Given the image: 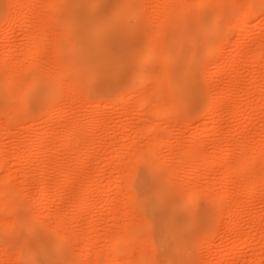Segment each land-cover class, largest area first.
Here are the masks:
<instances>
[{"label":"rangeland","instance_id":"rangeland-1","mask_svg":"<svg viewBox=\"0 0 264 264\" xmlns=\"http://www.w3.org/2000/svg\"><path fill=\"white\" fill-rule=\"evenodd\" d=\"M23 1L19 3L22 5L24 3L21 9L17 6L22 10L18 11L22 15L19 13L20 16L17 17L19 14L15 12L18 14H16V23L17 19L21 20L11 28L6 18L8 12L15 9L13 4L17 2L0 0V61L6 59L7 70L11 67L10 63H13V68L20 62L21 67L16 66L18 70L24 68L26 63L37 61L36 65L34 64L38 65L36 70L31 63L30 66L40 75L42 85L44 82H47V85L55 83L52 80L58 79L61 73L65 76V80L59 88L51 84L50 87H54L50 89L54 95L51 100L44 99L43 87L40 86L31 92L29 99H23L22 96L19 101L21 106L19 121L14 116V113L18 114V109L11 110L14 112L12 114L8 110L13 100H10L7 93L0 95V150L4 154L1 156L2 163L6 164L5 167L2 165V168L0 167V183L4 181L2 179H5L6 175L10 176L6 179H10L9 183L12 184L15 193L13 195L5 192L11 195L8 197L0 194L3 196L2 199L7 197L11 204H8L10 208L7 206L6 210L0 208V225L4 220L10 221L12 225L9 227L10 231H0V264H27L28 256L17 257L21 255L24 246L29 248L27 252L29 256H36V264H71L72 258L76 262L73 261L72 264H99V261L103 260L101 257L107 255L109 257L104 261L110 258L113 260L111 264H137V259L142 257L144 258L141 260L144 259L145 264H264L263 181L259 183L257 193L251 194L247 186L249 182L255 180L253 174H243L233 178L235 183L242 181L248 190L243 187L245 190L239 194L235 185L232 186L234 182L232 180V184L228 185L229 193L240 202L238 207L243 206V208L239 209L236 205L237 208L234 207L235 211L231 212L232 215L224 216L220 212L225 205L215 197L223 190L224 171L220 167L218 170L213 169L205 162L195 165L198 161L194 160L196 158L194 156L198 157L199 153L200 156L202 154L209 156L217 152L219 162L229 163L227 160L229 158L226 156L233 148L235 156L230 157L232 164L240 166L243 155L249 153L259 160L260 168L264 170V53L258 54L262 49L264 50V12L258 13L256 9L264 0H237V2L224 0L225 13L220 19L221 30L224 28L222 31L216 29L218 16L215 2H212V5H199L201 0H192L191 6L194 4L192 12L189 10V13L185 14L177 10L186 17L180 20L178 18L181 15L174 11L176 8L171 10L172 4L173 7L174 5L178 7L182 3L180 0H63L59 8L54 6L58 10L48 8L46 4L49 2L46 3L45 0L44 2L43 0ZM165 3L171 4L169 11H174L173 15L168 12L171 18H175L176 14L178 20L174 19L175 23L173 21L171 25L165 24L167 26L160 27L163 23L157 20L158 14L155 12L159 13V10L164 9L165 14L164 12L160 14L163 13L168 17L165 8L170 5ZM250 5L256 6L257 14L248 19L241 29L229 35V28L233 27ZM164 6L166 7L163 8ZM27 8L31 10L29 14H26ZM23 9L27 11L24 12ZM35 9L41 12L40 18L52 14L57 18V20L53 18L56 22L52 23L53 27L56 26L54 31L48 25V29L42 25L46 29L44 33V30L41 31L43 27L42 29L37 27L40 24H38V14L35 15V12L33 14ZM23 13L30 15V20L27 16L24 18L29 22L22 23ZM161 16L159 15L161 20L167 18ZM201 20L204 21L200 22ZM48 23L51 22L45 24ZM202 23H206L209 28L211 26L210 30L214 29L215 41L218 43L222 41L224 49L221 53L208 56L207 52L211 45L207 34L204 33L207 28L204 32L199 28ZM70 26L74 29L68 41L71 45L63 41L65 38L61 41L57 39L60 35L59 37L55 35L56 29L64 35ZM155 26L160 27V32L162 29L161 33H156L162 39L158 38L161 42L159 49L161 52L167 51L169 55L171 54L169 62H163L161 58L147 57L146 48L150 44ZM95 32H99L96 38L91 36ZM31 33L34 36L38 35V38ZM53 35L56 36V40H53L55 38ZM32 36L33 39L36 38L33 46H39L37 45L39 42L46 45V47L43 45L42 48H45L43 51L39 49L43 55L39 50L36 51L40 53L38 54L40 57L43 56L41 58L37 53L34 54L33 40L29 41ZM39 36L43 37L39 38ZM226 38L230 39L225 42ZM36 40L40 41L36 42ZM171 40L174 42L173 47H170ZM28 46L33 48L35 60L33 55L25 57L31 49L26 55L23 54L25 53L23 50L26 51ZM14 48L18 53L15 54L14 50V55L10 56V50ZM46 48L50 54L44 52L47 51ZM60 48L62 55L58 56L60 52L57 51H60ZM99 55L101 56L98 58ZM24 57L28 62L25 63ZM186 59L189 60L188 76L182 80L181 65ZM11 60L13 62H10ZM139 63L145 64L149 70L158 68L162 75L168 74L169 83L165 85L153 83L152 86L151 76L133 90L139 79L135 76ZM50 66L52 69L48 68ZM217 66L219 68H216ZM44 71L50 73L46 81ZM209 77L213 79L210 83L207 81ZM24 84L26 85L21 89L23 95L28 87L27 82ZM131 89L133 94L128 95L132 96L125 97V99L129 97L127 99L130 100L129 104L126 105L127 101H124L125 104L119 102L117 105V96ZM144 92L146 95L147 92H151L147 96H150L152 103L158 102L159 105L166 103L169 106L170 101H174L175 104L177 103L175 107L178 106V112L173 115L166 111L163 113L160 111L159 115L156 112L157 115L151 114L153 112L151 109L148 112L149 108L146 106L142 108L138 104L140 101H137L140 100L141 93H143L142 97L145 95ZM222 92L225 96L216 101ZM231 92L233 93L230 94ZM214 100L217 102V117L211 115L209 106ZM24 103L27 105L26 109ZM13 104L15 105V101ZM166 104L163 105V110H166ZM239 104L245 107V111L238 115L235 112ZM163 106H160V110ZM6 111L10 112L14 119H11ZM6 115L11 121L15 120V124L10 121L12 125L7 126L9 122L5 121ZM78 123L80 128L77 126ZM153 124L158 126L157 130L162 134V140L158 139L159 137L157 138L159 141L155 140ZM73 125L79 128V131L75 129L74 135L70 133V138L75 139L73 136L80 132L85 138L81 139L85 142L81 144L82 141L79 140L80 144H76V140L72 141L73 147L69 150L66 143H70L72 139L68 142L66 139L69 130L74 129ZM139 129L143 130L140 134ZM207 129H209L208 133L205 132ZM43 133L48 136L43 142H39L42 148H38L35 144H39L38 141L41 140L39 136H43ZM57 133L61 136L59 139L54 136ZM33 139L35 141H32ZM160 141L162 142L156 145V142ZM154 143L157 146H155L157 149H154L156 150L154 158L151 159L149 154L150 159H148L146 156L148 153L145 156L140 154L141 152L144 154L143 152ZM245 144L249 148L245 146L247 148L245 149L243 146ZM135 146L138 150L134 149ZM75 148L77 156H80L78 158L75 156ZM244 149L248 151L244 152ZM78 150H84L83 154L79 155ZM188 153L194 154L191 155L193 157H188ZM138 156L140 160L137 159ZM142 158L144 160H141ZM134 159L141 165L138 163L137 166H132L135 165L133 162L131 165ZM128 161L131 168L137 167L135 178L130 183L128 177L126 180L118 177L121 171L119 169H125L123 165L125 167ZM159 163L162 166L157 169ZM155 166L157 168L154 169L157 170L153 169ZM68 168H73V171H68L74 181L71 179L69 182L64 176ZM173 172L175 173L172 174ZM168 173L172 174L170 177L172 185L169 184ZM119 175L122 178L126 176ZM126 183L132 184L131 189L133 188L136 195L130 194L133 190H128ZM46 185L49 187V192L43 197L41 193ZM59 185H64L61 191H57ZM7 186L4 184L9 191L10 186ZM207 186H211L209 188L213 191L211 192ZM194 187L201 191L197 200L190 199L187 209H178L182 195L186 194L185 192L189 194ZM131 195L136 197L135 201ZM82 198L89 203L85 215L78 218V205ZM216 200L221 203L216 205ZM211 201L214 210L210 207ZM135 212L139 215L136 216ZM137 217L138 219L140 217L141 222L144 220L149 231L142 232L140 227H133L135 219L136 226L140 222ZM33 222L36 224L33 225ZM13 225H17L18 229L13 230ZM31 229L33 235L28 240L27 235ZM69 232L71 236L74 235L72 238L75 241L69 240L71 236H68L70 238L65 243V250L59 255L58 249L53 247L54 237L56 233L70 235ZM87 236H91L94 241L93 253L88 258L84 256L85 248L84 245L82 246L84 242L80 241L89 238ZM121 239L125 242H122L123 246L119 244ZM127 258L129 259L126 260ZM109 261L107 260V263Z\"/></svg>","mask_w":264,"mask_h":264},{"label":"bare ground","instance_id":"bare-ground-1","mask_svg":"<svg viewBox=\"0 0 264 264\" xmlns=\"http://www.w3.org/2000/svg\"><path fill=\"white\" fill-rule=\"evenodd\" d=\"M21 0H16V1H14L13 0V3L14 2H17L18 4L19 3H21V2H24L23 0L20 2ZM41 1V0H40ZM49 2V3H47V2ZM182 3H180V5H178V7H179V9H177L178 7H176V5H174L175 7H173V4H172V8H171V4H168V3H165L166 5L168 4V5H170V6H168V7H166V6H164L163 8H165V10H166V12H167V14L169 15L170 13H172V15L174 14V11H175V13H177L178 11L177 10H180L179 12H181V13H189L188 11L189 10H191V12H192V7L194 8V4L191 6V4L193 3L192 2V0L190 1V0H185V2L183 3V1L182 0H180ZM195 1V0H194ZM43 2H44V0H43ZM45 2L48 4H46V6L48 7V8H54L55 9V7L54 6H56V7H58L59 8V5L63 2V0H45ZM201 2V3H200ZM198 4L199 5H206V4H209V5H212V2L215 4V8H216V10H217V16H218V19H217V23H215V24H217V27H216V29H217V31H220L221 30V20L220 19H222L221 18V16L225 13V8H224V0H201ZM233 2H237V0H233ZM17 3H15V5L13 4V7L15 8V9H13V10H11L10 12H8V15H7V24L12 28V27H14L17 23H18V21L19 20H21V19H17V23H16V18L17 17H19L20 16V12L22 11V10H20L21 9V7L22 6H24V3H23V5L22 4H19V5H16ZM179 3V2H178ZM11 5H12V3H11ZM22 5V6H21ZM26 5V4H25ZM51 5V6H50ZM260 5V6H259ZM259 5H257V8H256V6H248L247 8H246V11L244 12V14L239 18V20L233 25V27L230 29L229 28V35L230 34H232L234 31H236V30H238V29H241V27H242V25L243 24H245V22L248 20V19H250L251 17L253 18V16H255L256 14H257V12L258 13H260V12H264V1H263V3H260ZM10 6V5H9ZM17 6L20 8H17ZM27 6V5H26ZM203 7V6H202ZM211 7H213V6H211ZM252 7V8H251ZM24 8V7H23ZM58 8L57 9H55V10H58ZM163 8H161V9H163ZM169 8H171V10H173V9H175L176 8V10H174L173 12L172 11H169ZM191 8V9H190ZM201 8V7H200ZM257 9V12H256V9ZM19 9V10H18ZM152 9V8H151ZM9 10V9H8ZM28 10V11H27ZM27 10L25 9V11H24V9H23V11L24 12H28V13H26V14H29L30 12H29V10L30 9H28L27 8ZM153 10V9H152ZM155 10V9H154ZM18 12V11H20V12H18V14L17 13H15V12ZM31 11V10H30ZM37 11H38V13H37ZM60 11V10H59ZM157 11V10H156ZM160 12L159 13H157V12H155V14H158V17H156L157 18V20H159L160 22H161V26L160 27H162L163 25L164 26H167V25H171L172 24V22L174 21V23H175V20L177 21L178 19H180V20H183V18L185 19L186 17H185V15L183 14V15H181V14H179V12L177 13L178 15H181V17H177L178 15H174V17L175 18H171V16L169 15L168 17H167V15H164L165 14V11H164V9L163 10H159ZM34 12L36 13L35 15H37L38 14V16L41 14V12L39 13V10H33V14H34ZM161 12H164V14L162 13V14H160ZM168 12H170V13H168ZM194 12V11H193ZM58 13V12H57ZM119 13V12H118ZM18 16H17V15ZM25 13H23V17H22V19L24 20L22 23H24L25 21L27 22L28 20H30V15L28 16V15H24ZM56 13H54V15H55ZM120 14V13H119ZM124 14V13H123ZM254 14V15H253ZM22 15V14H21ZM57 15V14H56ZM159 15L161 16V15H163V18H164V16H165V18L167 19V22L168 23H170V24H168L167 22H165V20L166 19H159ZM17 16V17H16ZM26 16L28 17L27 19H24V18H26ZM205 16V15H204ZM217 16H216V18H217ZM6 17V16H5ZM47 17V16H46ZM46 17H41L43 20V23H42V21H41V18H40V16H39V21H38V24H40L39 26H37V27H40L41 29H42V27L45 25V27L47 28L48 26H49V28L51 29V27H52V29H53V31H54V28L56 27H53V24L52 23H56L55 22V20H53V18H56V17H54L53 16V14L52 15H48V17H47V22H51V23H48V24H45V23H47V22H45L46 20H45V18ZM162 17V16H161ZM52 20H51V19ZM178 18V19H177ZM200 18H202V17H200ZM38 19V18H37ZM175 19V20H174ZM203 19V18H202ZM45 20V21H44ZM56 20H57V18H56ZM155 20V19H154ZM216 20V19H215ZM162 21H164V22H162ZM204 20H201L200 22H203ZM29 22V21H28ZM31 23H32V21H30ZM45 22V23H44ZM155 22V21H154ZM157 22V21H156ZM42 23V24H41ZM137 23H139V22H137ZM174 23H173V26H174ZM177 23V22H176ZM26 24V23H25ZM29 24V23H28ZM38 24H36V25H38ZM50 24V25H49ZM51 24H52V26H51ZM154 24V23H153ZM165 24H167V25H165ZM43 25V26H42ZM48 25V26H47ZM57 25V24H56ZM155 25V24H154ZM157 25H159V23H157ZM156 25V26H157ZM155 26V27H156ZM163 26V27H164ZM45 27H43V29L41 30V31H43V33L46 31V29H44ZM160 27L158 26V28L156 27V29H154V31H153V35H152V37L150 38V44L147 46V48H146V52H147V57L149 58V59H153V58H161V60L163 61V62H169L170 61V55H169V52H167V51H165V52H161V50L159 49V42H160V40L159 39H161V38H159L160 37V35L159 34H156V33H159L160 32ZM58 28V27H57ZM199 28H200V30L201 31H203L204 32V30H205V28H207L206 30L207 31H205L204 33H206L207 35V37H208V42H209V44L211 45V48L208 50V52H207V54H208V56L209 55H213V54H217V53H221L222 51H223V49H224V45H223V43H222V41L220 42V43H218L217 41H215V37H214V35H215V32H214V29H212V30H210V28H211V26H210V28L209 27H207V24L205 23H202L201 24V26H199ZM209 28V29H208ZM48 29V28H47ZM62 29V28H61ZM167 29V28H166ZM172 29V28H171ZM224 28H222V30H223ZM40 30V29H39ZM73 27L72 26H70L69 28H67L66 29V31H65V29H64V35L60 32V31H58L57 32V29L55 30L56 31V33H55V35L57 34L58 35V37H59V35H60V37L59 38H57L58 40H61L62 41V38L64 39L63 41H65V42H67V44H70L68 41H70V39H69V36L70 35H73L72 33H73ZM210 30V31H209ZM221 30V31H222ZM63 31V30H62ZM161 32H162V29H161ZM160 32V33H161ZM61 33V34H60ZM157 35V37L155 36V34ZM31 34H33V33H31ZM54 34V33H53ZM55 35H53V37L55 36ZM56 35V36H57ZM61 35H62V37H61ZM29 36H31V35H29ZM33 36H34V34H33ZM32 36V39H30L29 41H31V40H33V43H32V46L34 45V40L36 39H33L35 36H36V34H35V36L33 37ZM38 36V35H37ZM36 36V37H37ZM56 36H55V38H53V40H56ZM92 37H94V38H96L97 36H99V32H95V34H93V35H91ZM90 36V37H91ZM159 36V37H158ZM40 37H43V36H39V38ZM38 38V37H37ZM104 38L105 37H103L102 38V40H104ZM159 38V39H158ZM43 39V41H45L44 40V38H42ZM201 39V38H200ZM230 39V38H229ZM228 39V40H229ZM162 40V39H161ZM227 40V38H226V40H225V42L226 41H228ZM38 41H40V40H38ZM37 40H36V42H38ZM42 41V42H43ZM32 42V41H31ZM52 42V41H51ZM56 42V41H55ZM55 42H53V43H55ZM30 43V42H29ZM28 43V44H29ZM146 43H148V42H146ZM161 43V42H160ZM171 43H172V45H170V47H173L174 46V42H173V40H171ZM170 43V44H171ZM27 44V45H28ZM30 45V44H29ZM37 45H39V46H33V48H34V54L36 55V53L38 52V50L40 49L41 51H43V49H45V48H42L43 47V45H45V44H41L40 42L39 43H37ZM55 45H56V43H55ZM71 45V44H70ZM31 46V45H30ZM30 46H28L29 48L28 49H26V51L25 50H23L25 53H23L24 55H26L27 53H28V55H26L25 57H30L31 55H33L32 57H33V60H35L34 59V54H33V52H32V49H31V47ZM45 47H46V45H45ZM55 46H54V44H53V48H54ZM27 48V47H26ZM183 48V47H182ZM31 49V50H30ZM37 49V50H36ZM47 49V48H46ZM14 50H15V48L14 49H11L10 50V56H12V55H14L13 53H14ZM28 50H30V51H28ZM39 50V52L43 55V53L41 52ZM61 48H60V51H57V53L58 52H60V53H58L57 55L58 56H61L62 55V52H61ZM64 50V49H63ZM176 50V49H175ZM28 51V52H27ZM37 51V52H36ZM27 52V53H26ZM44 52H49L48 51V49H47V51L46 50H44ZM172 52H173V50H172ZM176 52V51H175ZM264 53V50L262 49L258 54L259 55H262L261 53ZM18 52H16V50H15V54H17ZM40 53H37V56H39L38 54H40ZM46 54V53H45ZM49 54H50V52H49ZM23 55V56H24ZM41 55V57H43ZM47 55H48V53H47ZM52 55V54H51ZM50 55V56H51ZM57 55H56V57H57ZM46 56V55H45ZM101 55H99L98 56V58L100 57ZM234 55H232V57H233ZM24 57V58H25ZM31 57V58H32ZM40 57V56H39ZM38 57V58H39ZM40 57V58H41ZM47 57V56H46ZM52 57H54V54H53V56ZM24 58H22V59H24ZM37 58V57H36ZM51 58V57H50ZM57 58H59V57H57ZM54 59V58H53ZM52 59V60H53ZM229 59H231V57H229ZM228 59V60H229ZM6 60V59H5ZM4 59H1V61H0V95L1 94H5V93H7L8 94V97L10 98V100L12 101V104H11V106L9 105V107H11L10 109H8L10 112H11V114L12 113H14L13 111H14V109L17 111V109H18V114H16V113H14V116H16V119L18 118V120L17 121H19V119L21 120V118H19V117H21V116H19V109H21V108H19V107H21V106H19V101L21 100V97L23 96V99H29V96L31 95V92L35 89V88H38L39 86L40 87H43V92H44V99H46V100H51V99H53V97H54V95H53V92H51V90L50 89H52V88H54V87H56V88H59V87H61L60 85H63L62 84V81L63 80H65V76H63V74H62V76H61V74H60V77L62 78H58V79H54V80H52V82L53 81H55V83H51V84H54V87L52 86V88L50 87L51 86V84L50 85H47V82H44L45 83V85H44V83H43V85H42V82H41V79H40V75L39 74H37L34 70H36V67L38 66H35L36 65V63H37V61H36V63L34 62H30V60H29V62L33 65V68H34V70H32V66H30L31 64L30 63H26V62H28V60H26V58L24 59V60H26L25 61V65L24 64H22V66L24 67V68H19L20 69V71H18V70H16L17 69V67H21V63L19 64L18 62H16V63H18V65H14L13 66V68H12V64L13 63H10L11 64V67H9L10 69L9 70H7V68H5L6 67V61H5ZM8 60H9V58H8ZM23 60V61H24ZM38 60V59H37ZM23 61H21V62H23ZM41 61V60H40ZM54 61H55V59H54ZM10 62H13V60H11ZM57 62V61H56ZM56 62H54V63H56ZM232 62V61H231ZM24 63V62H23ZM53 63V64H54ZM8 64V63H7ZM10 64L8 65V66H10ZM27 64H29V65H27ZM35 64V65H34ZM39 64V63H38ZM148 64V63H147ZM188 64H189V60L188 59H186L185 60V62L181 65V70H182V75H183V79L182 80H185L186 78H187V76H188ZM235 64V63H234ZM55 66H56V64H54ZM54 65H52V66H54ZM232 65V64H231ZM25 66H28L29 68H27V67H25ZM35 66V67H34ZM40 66H42L41 64H40ZM39 66V67H40ZM38 67V68H39ZM25 68H26V70H25ZM48 68H51V66L50 67H48ZM54 68H56V67H54ZM54 68H53V70H54ZM216 68H219V66H217ZM4 69H6V70H4ZM25 70V71H23V70ZM40 69V68H39ZM52 69V68H51ZM79 69V68H78ZM85 69V68H84ZM159 69H160V67H159ZM30 70V72H28ZM32 70V71H31ZM40 70H43V69H40ZM56 70V69H55ZM46 71H49V69H46ZM46 71H44L45 73H46ZM80 71H82V70H80ZM20 74H19V73ZM25 72V73H24ZM59 72V71H58ZM26 73H28V75L26 74ZM53 73H54V71H53ZM81 73V72H80ZM19 76H18V75ZM24 74V75H23ZM47 74V73H46ZM44 75V78H45V81L47 80V78L50 76V73L48 72V74L47 75ZM59 74V73H58ZM23 77H22V76ZM37 75H39V77L37 76ZM51 75H52V72H51ZM55 75H57V73L55 72ZM54 75V76H55ZM24 76H25V79H24ZM59 76V75H58ZM77 76V75H76ZM75 76V77H76ZM135 76H137L139 79H138V81L135 83V85L133 86V90H135V88H137L138 86H139V84H141V83H143V82H145V81H147V79L149 78V77H151L152 76V84L154 83H158V85L159 84H166V83H169L168 81H169V77H168V74H164V75H162L161 73H160V71L158 70V68H155V69H152V70H149L148 69V67L145 65V64H142V63H139L138 65H137V69H136V74H135ZM42 77H43V75H42ZM166 77H168V78H166ZM23 78V79H22ZM51 78V77H50ZM54 78H56V77H54ZM64 78V79H63ZM167 79V81H166V79ZM236 78V77H235ZM52 79V78H51ZM234 79V78H233ZM238 79V78H237ZM213 79L211 78V77H209L208 79H207V81H209V83L212 81ZM239 80V79H238ZM27 82V85H28V87H26L27 88V91H26V93L23 95L21 92V89H22V86L23 85H26V84H24V83H26ZM78 81V80H77ZM232 82V81H231ZM236 82L237 81H235L234 83L236 84ZM81 83V82H80ZM233 83V84H234ZM154 84L152 85V86H154ZM74 85V87H75V83L73 84ZM64 86H66V84L64 85ZM24 87V86H23ZM71 87V85L69 86V88ZM159 88H160V86H159ZM162 88V87H161ZM24 89V88H23ZM76 90H77V88H75ZM71 90V89H70ZM74 90V89H73ZM75 90V91H76ZM133 90L131 89V90H129V91H127V92H125V93H121L119 96H117L118 98H117V100H118V104L117 105H119V102L121 103H124V101L126 102V105H127V103L128 102H130V100H127L130 96H132L131 94H130V96L128 95L129 93H132L133 92ZM160 91V90H159ZM165 91V90H164ZM163 91V92H164ZM56 92V91H55ZM149 95H150V93L149 92H147ZM233 92H231L230 94H232ZM83 94V93H82ZM133 94V93H132ZM143 93H141L140 94V100L138 99L137 101H140L139 103L137 102V101H135V102H137L139 105H141V107L142 108H145V106H146V108L148 107L149 109H148V112H149V110L151 109V111H153V112H151V114H155V115H157L158 113H160L161 114V112L160 111H162V113L164 112V111H166V112H169L170 113V115H173V113L175 114V112L177 113L178 112V110H177V107H175L176 106V104H175V102L174 101H170V99H169V101H170V103H169V106H168V104H166V103H162L164 106H165V104L168 106H166L165 108H166V110H163L164 109V106L161 104V105H159V103L157 104V103H152L151 101V98H150V96H147L146 95V93L144 92V94L146 95H143V97L141 96ZM229 94V95H230ZM126 95H128L127 96V99H125V97H126ZM210 95V94H209ZM111 96V95H110ZM206 96V95H205ZM225 96V93H224V95H223V92L221 93V95H219L218 97H217V100L216 101H218V100H221L223 97ZM142 97V98H141ZM66 98V97H65ZM206 98H208V97H206ZM177 100V99H176ZM15 101V105L13 104V102ZM215 100L214 101H212L210 104H209V102H208V104H209V106H210V108H211V115L212 116H216L217 117V110H216V102ZM59 102V101H58ZM57 102V103H58ZM16 103H18V104H16ZM132 104L134 103V101L133 102H131ZM130 103V104H131ZM125 104V103H124ZM129 104V103H128ZM24 105H26L25 103H24ZM53 105V104H52ZM58 105V104H57ZM148 105V106H147ZM179 105V104H178ZM13 106V107H12ZM41 106V105H40ZM50 106V105H49ZM54 106H56V105H54ZM150 106V107H149ZM160 106H163L162 107V110H160ZM23 107V106H22ZM27 108V105L25 106V109ZM209 108V109H210ZM208 109V110H209ZM11 110H13V111H11ZM245 111V107L242 105V104H239L237 107H236V114H242L243 112ZM10 112H8V111H6V113L8 114V115H10ZM157 114H156V113ZM5 113V112H4ZM3 113V114H4ZM5 113V114H6ZM27 113V112H26ZM168 113V114H169ZM4 114V115H5ZM16 114V115H15ZM8 115H6V120L5 121H7V122H9L8 123V125L7 124H5V125H7V126H9L11 123H10V121H11V119H14V118H12L11 117V115H10V117H11V119L10 118H8ZM159 115V114H158ZM13 116V117H14ZM15 121V120H14ZM14 121H11L13 124H15V122ZM25 121V120H24ZM22 121H20V123H21ZM76 124V123H75ZM74 124V125H75ZM79 124V123H78ZM77 124V126H79V128L81 127L80 126V124L78 125ZM12 125V124H11ZM73 125V127H74V129H70L69 131V133H67L68 134V136H67V139H66V137L64 138V139H66V141L68 142L70 139H72L71 140V142L70 143H66L67 144V146H68V149L70 150V149H72V147H73V145L71 146V143H72V141H75L76 142V144H80V141H82V139H85L83 136H81L80 135V132H78L77 133V131H79V128L77 129L76 128V126H74ZM157 128H158V126L156 125V124H153V126H152V130H153V133L154 134H156V136L154 135V138H156L155 140H157V141H159L158 139H160V140H162V138H161V136H162V134L160 133V132H158L159 130H157ZM77 130L76 131V133H77V137L76 136H73V137H75V139H73L72 137L70 138V133H72L73 134V132H75L74 130ZM159 129V128H158ZM142 130V129H141ZM141 130L139 129L138 131H139V134L141 133ZM143 131V130H142ZM157 131V132H156ZM48 132V131H47ZM52 132V131H51ZM206 133H208L209 132V129H207L206 131H205ZM54 133H56V132H54ZM75 133V134H76ZM48 134V133H47ZM51 134H53V132L51 133ZM66 134V135H67ZM83 134V133H82ZM57 135H58V133H57ZM54 135L55 136V138L56 137H58V139H59V136L60 135ZM74 135V134H73ZM160 135V136H159ZM35 136V135H34ZM41 136V135H40ZM39 136V138L41 139L40 141H38V143L40 142H43L44 140H45V138L48 136V135H46V134H44L43 133V136H41L40 137ZM54 136H52L53 138H54ZM81 136V137H80ZM31 137H32V135H31ZM50 137H51V135H50ZM61 137V136H60ZM64 137V136H63ZM62 137V138H63ZM79 137V138H78ZM159 137V138H158ZM163 137V136H162ZM35 138V137H34ZM82 138V139H81ZM158 138V139H157ZM57 139V138H56ZM64 139H61L60 138V140H64ZM37 140V139H36ZM47 140V139H46ZM80 140V141H79ZM32 141H35L34 139L32 140ZM32 141H31V143H32ZM79 141V142H78ZM84 142H85V140H83L82 141V143L81 144H84ZM162 141H160V142H156V143H154V145L153 146H149L143 153L144 154H142V152L140 153L141 155H144L145 156V154L146 153H148L146 156L148 157V159H152V158H154L156 155V153H155V151L156 150H154V149H157V148H155V146L156 145H158V143H161ZM35 143V142H34ZM35 144V146H37L38 148L39 147H41V144ZM243 143V142H242ZM44 144V143H43ZM42 144V146H44ZM64 144H65V141H64ZM65 144V145H66ZM69 144V145H68ZM75 144V145H76ZM138 144V143H137ZM156 144V145H155ZM241 144V143H240ZM244 144V143H243ZM34 145V144H33ZM86 145V144H85ZM122 146H123V144H121ZM139 145V144H138ZM137 145V146H138ZM67 146H64V147H67ZM121 146V147H122ZM244 146V148L245 149H247V148H249V147H247L248 145H243ZM247 148H246V147ZM36 147V148H37ZM71 147V148H70ZM76 147V146H75ZM124 147H125V145H124ZM136 147V146H135ZM134 147V149H137L138 150V148L136 147L135 148ZM154 147V148H153ZM157 147V146H156ZM37 148V149H38ZM42 148V147H41ZM77 148V147H76ZM75 148V154H76V149ZM80 148V147H79ZM83 148H84V146H83ZM236 148H237V146H236ZM241 148V147H240ZM30 149V148H29ZM28 149V150H29ZM80 149H82V147L80 148ZM124 148H122V150H123ZM149 149V150H148ZM153 149V150H152ZM232 149V150H231ZM229 151H228V154H227V156H226V158H229V159H227V160H229V163H222V162H219L217 159H218V153L217 152H215V153H212L211 155H207V154H204V156H203V154L200 156L199 154H201V153H197L198 154V157H197V155H195L194 157H196L195 159L194 158H191V159H194V160H197L198 162H200V163H198V162H196L197 164H195V165H198V164H203L204 162H205V164H208L209 166H211V167H213V169H215L216 168V170H218L219 168L218 167H220V168H222V170L224 171V177H223V180H222V183L224 184V186H223V190L221 191V193H220V195L219 194H217L215 197H217L216 199L217 200H219L220 199V201H223L224 202V204H223V202H222V205H225V207L223 208V211H218V212H220V213H223V215L225 216V215H229V214H231V212H234L235 210V208L234 207H236V205H237V207H238V203H240L237 199H235L234 197H231L232 196V194L230 195V193H229V187H228V185L229 184H232V182L234 181L233 180V178H235V177H237V176H241V175H243V174H253L254 175V177H255V180L254 181H252V182H249V184H248V188L250 189V192H251V194L253 193V194H256L257 192H256V190H258V188H259V183L260 182H262L263 181V184H264V170L262 171L261 170V168H260V162H259V160H257L256 158H254L253 156H251V155H249V153L247 154H244L243 156V158H242V162H240V166L238 165H236V164H232L231 162H230V159L232 158V156H235L234 154V151H233V148H231ZM243 149V148H242ZM245 149H244V152H246V151H248V150H246L245 151ZM84 150H86V148L84 149ZM84 150H78V153H79V155H82L83 153V151ZM235 150V149H234ZM237 150H238V148H237ZM30 151V150H29ZM32 151V150H31ZM27 153V152H26ZM29 153V152H28ZM155 153V154H154ZM186 153V152H185ZM234 153V154H233ZM74 154V155H75ZM150 154V158H149V155ZM191 154V153H190ZM4 154H3V151H1L0 150V157L1 156H3ZM30 155H32V154H30ZM78 154H76L75 156L78 158V157H80V156H77ZM152 155H153V157H152ZM191 155H194V154H191ZM191 155H189V153H188V157H193V156H191ZM26 156H27V154H26ZM28 156H29V154H28ZM140 156V155H139ZM139 156L137 157V159H139ZM185 156H187V155H185ZM207 156V157H206ZM141 157V156H140ZM143 157V156H142ZM146 157V158H147ZM188 157L186 158L185 157V159H188ZM231 157V158H230ZM4 159H6L5 157H3ZM77 158H75V159H77ZM2 157L0 158V167H1V165L3 166V167H5L6 166V164H3L2 163ZM4 159H3V162H4ZM29 159V158H28ZM25 160H26V158H25ZM136 159H134L133 161H131V165H132V162L135 164V165H132V166H137L138 165V163L140 164V162H138V161H135ZM140 160V159H139ZM141 160H144L143 158L141 159ZM226 160V162H228ZM73 162H74V167H75V161L73 160ZM135 162H137V163H135ZM223 162H225V161H223ZM129 163V161L128 162H126V166L124 167V165H123V168H125V169H119V170H121V171H119L120 173H118V177L119 178H121V179H125L126 180V177H128V181H129V179H130V181L128 182V183H130V182H133V179L135 178V175H134V173L136 172V170H137V167H135V169H133V168H131V166H129L130 165V163ZM71 164H72V161H71ZM141 165V164H140ZM72 166V165H71ZM162 165L159 163L158 164V168H157V166H155V167H153V169L154 168H157V169H159L160 167H161ZM69 167H70V165H69ZM126 167H128V169H130V171L128 170H126ZM2 168V167H1ZM171 168V167H170ZM196 168V167H195ZM194 168V169H195ZM73 169V168H72ZM71 168H68L67 169V171H65V177H66V179L69 181V180H71L72 178L70 177V171H68V170H72ZM151 169V168H150ZM157 169H154V170H157ZM175 169V168H174ZM212 169V168H211ZM58 170H59V168H58ZM135 170V171H134ZM169 170V169H168ZM171 170H173L172 168H171ZM170 170V171H171ZM177 170V169H176ZM73 171V170H72ZM126 171L127 172H129L128 174L126 173ZM132 171H134L133 173H132ZM152 171V170H151ZM175 171V170H174ZM69 174H68V173ZM165 172V171H164ZM172 172V171H171ZM175 172H173L172 174H174ZM119 174H123V177H124V175H126L124 178H122V176H120ZM169 174V173H168ZM167 174V176H168V181H169V184H171L172 183V181H171V179H170V177L172 176V174H169L168 175ZM191 174V173H190ZM9 175V174H8ZM154 176V175H153ZM174 176V175H173ZM6 178H9L10 176H5ZM2 179V180H4V181H1V183H0V194H4V195H6L7 197H8V195H10V194H6V193H14L13 191V186H12V184L11 183H9L10 181V179ZM159 179V178H158ZM174 179V178H173ZM7 180H8V182H7ZM67 180H65L64 182L65 183H67ZM233 180V181H232ZM71 181H74L73 179L71 180ZM71 181H69V182H71ZM167 181V182H168ZM174 181V180H173ZM126 182V181H125ZM171 182V183H170ZM9 183V184H8ZM128 183H126V184H128ZM174 183V182H173ZM235 181L233 182V184H232V186H234L235 185V188H236V190H237V192L240 194V193H242L243 192V190H245V189H247V187H244V184H243V182L242 181H238L237 183H235ZM4 184L6 185H8V186H10V189H9V191L8 190H6V187H4ZM11 184V185H10ZM3 185V186H2ZM131 185L132 184H128V186H127V188H129L128 190H130L131 189ZM172 185V184H171ZM7 186V187H8ZM12 186V187H11ZM62 186V185H61ZM60 185L58 186L59 188L57 189V191L58 190H60L61 188H63V186L61 187ZM209 187H211V186H209ZM208 186H207V188H209ZM243 187L245 188V189H243ZM3 188V189H2ZM5 188V189H4ZM206 188V189H207ZM190 189V188H189ZM210 189V188H209ZM212 189V188H211ZM210 189V190H211ZM62 190V189H61ZM60 190V191H61ZM131 190H133V188L131 189ZM248 190V189H247ZM8 191V192H7ZM191 191L192 192H190V190H189V192L191 193H189V194H187V192H185L186 194H183L182 195V199H181V201L179 202V205H178V209H187V207H188V202H189V200L190 199H196L197 200V197L200 195V193L199 192H201L198 188H193V190L191 189ZM213 190H211V192H212ZM6 192V193H5ZM48 192H49V187L46 185L45 187H43V189H42V196L44 197V196H47V194H48ZM130 192V191H129ZM131 193H133V195L135 194L134 193V190L133 191H131L130 192V194ZM208 193V192H207ZM219 193V192H218ZM15 194V193H14ZM13 194V195H14ZM1 195V196H2ZM133 195H131V196H133ZM136 195V194H135ZM211 195V194H210ZM209 195V196H210ZM215 195V194H214ZM0 196V197H1ZM11 196V195H10ZM9 196V197H10ZM17 196V195H16ZM208 196V195H207ZM208 196V197H209ZM213 196V195H212ZM219 196V197H218ZM3 197V196H2ZM2 197L0 198V199H2ZM5 198L4 197V199H2V201H0V208H2V209H5L7 206H8V204H10L9 203V201L7 200L8 198ZM12 197H14V196H12ZM214 197V198H215ZM135 196H133V200L135 201ZM214 198H213V200H214ZM209 199H211V198H209ZM222 199V200H221ZM216 200V202L217 203H215L216 205L220 202V201H217ZM212 202V201H211ZM16 203V202H15ZM88 201L87 200H85V198H82V200H81V203L78 205L79 207V211H78V218H82L84 215H85V212H86V209H87V206H88ZM221 203V202H220ZM3 204V205H2ZM17 204V203H16ZM11 205V204H10ZM13 205V204H12ZM213 202H212V204H211V206L210 207H212L213 208ZM215 205V206H216ZM219 205V204H218ZM2 206H4V208L2 207ZM133 206L134 207H136L134 204H133ZM139 206V205H138ZM239 206H242L241 204H239ZM9 207V206H8ZM192 207H193V205H192ZM218 207H220V206H217V208ZM236 207V208H237ZM10 208V207H9ZM217 208H216V210H217ZM239 209L240 208H243V206L242 207H238ZM11 209H12V207H11ZM134 209H136V208H134ZM193 209V208H192ZM6 210V209H5ZM213 210H214V208H213ZM237 210V209H236ZM137 211V210H136ZM191 212V211H190ZM213 212V211H212ZM133 215H134V213H133ZM135 215L136 216H138L139 214H137L136 212H135ZM232 215V214H231ZM143 217V216H142ZM141 217V218H142ZM209 217V216H208ZM222 217V216H221ZM134 218H136V217H134ZM131 219V218H130ZM133 219V218H132ZM131 219V220H132ZM137 219H138V217H137ZM211 219V218H210ZM138 220H140V222H138L139 224L136 226V224H137V220L135 219L134 221H133V227H140L141 228V230L140 231H142V232H145V231H147L148 230V225H146L145 223H144V220H142L143 222H141V219H140V217H139V219ZM10 222V221H9ZM8 222V220H4L3 222H2V224L0 225V231L1 232H7V231H10L11 229L9 228V227H12V225L10 224ZM40 222V221H39ZM59 222V221H58ZM212 222V221H211ZM136 223V224H135ZM34 224H36V222L34 223L33 222V225ZM129 224V223H128ZM134 224H135V226H134ZM13 227L14 228H12L13 230H17L18 229V226L17 225H13ZM149 231V230H148ZM65 232V231H64ZM67 233V232H66ZM70 233V232H69ZM33 235V229H31L30 231H29V233H28V235H27V239L29 240L30 238H31V236ZM68 236H71V233H70V235H67V234H65V233H63V234H61V233H56V235H55V237H54V240H53V247L55 248H57L58 249V251H59V255L65 250V243L67 242V240H68V238H70V237H68ZM72 236H73V238H74V235L72 234ZM72 236H71V238L69 239V240H73V241H75L73 238H72ZM45 237L46 238H48V236H47V234H45ZM87 237H89V236H87ZM120 237V236H119ZM123 236L121 235V238H122ZM123 239H124V237H123ZM27 240V241H28ZM71 240V241H72ZM80 240V239H79ZM70 241V242H71ZM72 241V242H73ZM82 243L84 242V244H82V246H83V248H85V257H89V256H91V254L93 253V245H94V241L92 240V237L90 236L89 238H85V240H80ZM79 241V242H80ZM69 242V241H68ZM121 243H119L121 246H123L122 244V242H124V240L122 241V239H121V241H120ZM76 243V242H75ZM125 243V242H124ZM72 244V243H71ZM93 244V245H92ZM76 245V244H75ZM71 247H74V246H72V245H70ZM120 246V247H121ZM81 247V246H80ZM118 247V246H117ZM75 248V247H74ZM73 248V249H74ZM28 249L29 248H27L26 246H24V248L21 250V255H17V257L19 258H21V256L23 257L24 255L28 258V262H27V264H36L37 263V259H36V256L35 257H33V256H29L28 254H27V252H28ZM75 252V251H74ZM20 253V252H19ZM27 254V255H26ZM75 254V253H74ZM76 257V256H75ZM107 257H109L108 255H107ZM107 257H101V259H103V260H100L99 261V264H109L111 261H113V260H110V258H108V259H106L105 261H104V259L105 258H107ZM110 257H111V255H110ZM18 258L16 259V260H18ZM112 258L114 259V256H112ZM142 258H144V257H142ZM142 258H138L137 259V264H139V263H143L144 262V259H143V261L141 260ZM148 258V257H147ZM129 258H127L126 260H128ZM149 259H152V258H149ZM71 260V264H72V262L74 261V258H72V259H70ZM107 260L109 261V263H107ZM153 261V260H152ZM106 262V263H105ZM74 263H76L75 261H74ZM73 263V264H74ZM79 263V262H78ZM141 263V264H142ZM69 264V263H68ZM111 264V263H110ZM143 264H145V262L143 263Z\"/></svg>","mask_w":264,"mask_h":264}]
</instances>
